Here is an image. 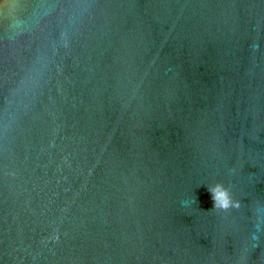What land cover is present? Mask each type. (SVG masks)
<instances>
[{"label":"water","instance_id":"1","mask_svg":"<svg viewBox=\"0 0 264 264\" xmlns=\"http://www.w3.org/2000/svg\"><path fill=\"white\" fill-rule=\"evenodd\" d=\"M0 264H264V0H0Z\"/></svg>","mask_w":264,"mask_h":264}]
</instances>
